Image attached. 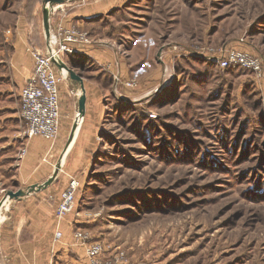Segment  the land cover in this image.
I'll return each mask as SVG.
<instances>
[{"label": "rangeland", "instance_id": "obj_1", "mask_svg": "<svg viewBox=\"0 0 264 264\" xmlns=\"http://www.w3.org/2000/svg\"><path fill=\"white\" fill-rule=\"evenodd\" d=\"M44 1L0 0V101L21 120V138L18 27L33 47L29 76L34 48L46 39L49 51L59 26L87 39L74 50L110 45L130 69L69 58L103 89L104 106L92 150L64 156L78 165L75 229L112 264H264V0ZM231 50L259 70L222 66ZM22 148L0 140V214L17 200L6 196L17 191Z\"/></svg>", "mask_w": 264, "mask_h": 264}, {"label": "crops", "instance_id": "obj_2", "mask_svg": "<svg viewBox=\"0 0 264 264\" xmlns=\"http://www.w3.org/2000/svg\"><path fill=\"white\" fill-rule=\"evenodd\" d=\"M52 23L53 18L49 16L48 28L52 27ZM18 28V38L12 43L11 65L19 89L13 83L1 88L2 92L10 93L14 89L19 92L31 73L33 47L20 37ZM44 32L46 34L45 27ZM45 41L46 39L43 46L37 45L34 49L46 53L48 47ZM75 47L78 52L72 56L66 54L65 63L72 66L71 69L82 77L85 92L84 115L80 117L78 114L81 86L64 76L59 84V129L54 140L48 141L41 137L21 138L24 130L21 120L13 115L12 106L7 103L1 106L0 101V109H6L5 112L10 113L9 116H0V140L19 141L26 149L25 156L20 160L13 176L15 190L21 189L25 194L16 201L1 202L6 212L0 214V264H87L84 244L74 237L78 230L75 229L78 220L72 214L73 211L58 218L56 208L61 193L72 177L71 173L78 167L74 162L71 164L64 160V156L67 159L74 156L73 154L85 157L94 147V135L98 133L104 112L103 89L89 77L90 74L85 75L80 70V64L72 65L69 58L74 61L76 55H88L100 65L108 66L113 71L116 68L122 76L130 69L110 45L96 47L81 44ZM74 90L76 93L72 96ZM51 177L53 180L45 188L27 192L30 185H41ZM57 232H60L59 237Z\"/></svg>", "mask_w": 264, "mask_h": 264}, {"label": "built area", "instance_id": "obj_3", "mask_svg": "<svg viewBox=\"0 0 264 264\" xmlns=\"http://www.w3.org/2000/svg\"><path fill=\"white\" fill-rule=\"evenodd\" d=\"M52 37V43H50L53 47L47 54L34 53L32 74L19 91L20 114L25 124L26 138L41 137L51 141L57 136L60 117L59 84L66 73L64 74V69H57L53 59L63 61L66 54L75 51L73 44L87 41L83 34L77 35L71 29L62 26H59L57 35ZM221 62L222 66L238 62L255 71L259 70L257 58L234 50L227 51L225 59ZM25 152L26 149L22 148L21 155ZM79 187V180L71 177L67 187L61 193L56 208L58 218L64 217L74 208L75 195ZM59 236L60 232H57V237ZM74 237L84 244L87 264H112L111 261L102 258L103 247L100 242L89 241L87 234L80 230L75 231Z\"/></svg>", "mask_w": 264, "mask_h": 264}, {"label": "water", "instance_id": "obj_4", "mask_svg": "<svg viewBox=\"0 0 264 264\" xmlns=\"http://www.w3.org/2000/svg\"><path fill=\"white\" fill-rule=\"evenodd\" d=\"M66 1H71V0H45L44 3L52 5V4H55V3L56 4H60V3L66 2ZM43 24H44V27L46 28V35H48V11H44V13H43ZM53 61L55 63V66L59 70L60 69H64V71H66V73L69 75V78L71 80L77 82L81 86L82 93H81V95L79 96V99H78V114H79L80 117H82L84 115V108H85V92H84L83 85H82L83 84L82 83V77L79 74H77L74 70L68 68V66L65 63H63V61L59 62V61H56L55 59H53ZM52 180H53V177L49 178L46 182H44L41 185H30L27 188V192H32L35 189L36 190H40L41 188H45ZM24 194H25V192L23 190H21V189H19L17 191H8L6 198L19 199Z\"/></svg>", "mask_w": 264, "mask_h": 264}, {"label": "bare ground", "instance_id": "obj_5", "mask_svg": "<svg viewBox=\"0 0 264 264\" xmlns=\"http://www.w3.org/2000/svg\"><path fill=\"white\" fill-rule=\"evenodd\" d=\"M66 73V71H64V74Z\"/></svg>", "mask_w": 264, "mask_h": 264}]
</instances>
